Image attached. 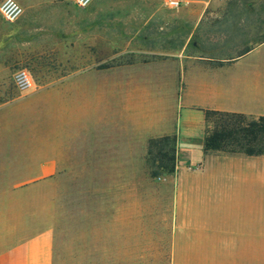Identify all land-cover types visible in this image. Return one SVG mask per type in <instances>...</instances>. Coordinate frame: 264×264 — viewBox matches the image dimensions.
Wrapping results in <instances>:
<instances>
[{
    "label": "crops",
    "instance_id": "crops-1",
    "mask_svg": "<svg viewBox=\"0 0 264 264\" xmlns=\"http://www.w3.org/2000/svg\"><path fill=\"white\" fill-rule=\"evenodd\" d=\"M70 1L73 75L2 86L0 264H264V154L203 149L205 109L264 116V2ZM164 135L176 165L156 183L125 154Z\"/></svg>",
    "mask_w": 264,
    "mask_h": 264
},
{
    "label": "rangeland",
    "instance_id": "rangeland-1",
    "mask_svg": "<svg viewBox=\"0 0 264 264\" xmlns=\"http://www.w3.org/2000/svg\"><path fill=\"white\" fill-rule=\"evenodd\" d=\"M16 1L24 11L23 16L16 22L0 28V34L5 36V40L2 41L0 46V103L7 99L4 94L7 89L2 86H7V88L9 86V89H14L12 86L13 76L21 68L26 69L32 79L41 85L53 81H60V83L68 81L69 77L73 75L71 71L74 67H77L74 63L73 50L76 48L75 45L82 44V40L75 38L74 33H79L75 29L79 28V24L84 23V19L70 16V9L68 8L70 0H23L24 4L43 3L44 7L41 9L35 7L24 9L22 4L18 0ZM232 1L264 2V0ZM79 60L82 64H88L90 61L84 56L80 57ZM93 61L98 62L99 59L96 58ZM95 65L97 69L101 66L112 68L116 65V58H108L101 64L96 63ZM31 89L27 91L14 90L16 93L26 95ZM63 91L66 90L61 88V92ZM66 113V108L61 103V117L63 118ZM41 125H44V127L40 126L38 130L46 132L47 122H41ZM149 139L145 144L139 146L138 153H134L130 157L129 154H125V158L131 160L134 156L133 160L140 165V175H146L157 183V178L165 175V173L160 172L157 176H152L150 173V167H156L151 166L152 155L148 153ZM186 157L184 153H180V163L186 161ZM197 157H200V155L195 153L193 158ZM60 172L61 176H67L66 169H61ZM48 182L50 181L38 185L36 183L35 186H30L31 188L24 190V192L50 193L52 186ZM225 252L227 258L220 259L226 261L222 264H244L243 261L247 260V258L244 259L245 256H254V253L250 254L248 250H225Z\"/></svg>",
    "mask_w": 264,
    "mask_h": 264
},
{
    "label": "trees",
    "instance_id": "trees-1",
    "mask_svg": "<svg viewBox=\"0 0 264 264\" xmlns=\"http://www.w3.org/2000/svg\"><path fill=\"white\" fill-rule=\"evenodd\" d=\"M205 152L221 151L246 155L264 154V116H252L238 112L204 110ZM148 153L152 155L150 173L171 174L176 165V138L164 135L150 138Z\"/></svg>",
    "mask_w": 264,
    "mask_h": 264
},
{
    "label": "built area",
    "instance_id": "built-area-1",
    "mask_svg": "<svg viewBox=\"0 0 264 264\" xmlns=\"http://www.w3.org/2000/svg\"><path fill=\"white\" fill-rule=\"evenodd\" d=\"M77 6L84 7L92 0H72ZM185 0H165V4L170 8H178ZM23 9L16 0H1L0 16L6 22L16 21L22 14ZM15 87L19 91H27L34 85L32 76L24 69H18L13 76Z\"/></svg>",
    "mask_w": 264,
    "mask_h": 264
}]
</instances>
